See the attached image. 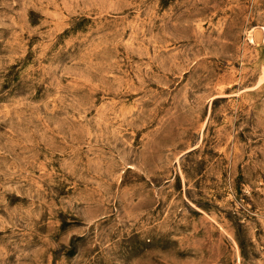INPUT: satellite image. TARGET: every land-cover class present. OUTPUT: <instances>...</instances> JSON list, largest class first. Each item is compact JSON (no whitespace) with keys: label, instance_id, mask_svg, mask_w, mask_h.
<instances>
[{"label":"rangeland","instance_id":"374dc122","mask_svg":"<svg viewBox=\"0 0 264 264\" xmlns=\"http://www.w3.org/2000/svg\"><path fill=\"white\" fill-rule=\"evenodd\" d=\"M0 264H264V0H0Z\"/></svg>","mask_w":264,"mask_h":264}]
</instances>
